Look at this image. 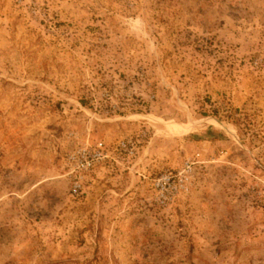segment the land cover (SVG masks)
<instances>
[{"label": "rangeland", "instance_id": "1", "mask_svg": "<svg viewBox=\"0 0 264 264\" xmlns=\"http://www.w3.org/2000/svg\"><path fill=\"white\" fill-rule=\"evenodd\" d=\"M0 264H264V0H0Z\"/></svg>", "mask_w": 264, "mask_h": 264}, {"label": "built area", "instance_id": "2", "mask_svg": "<svg viewBox=\"0 0 264 264\" xmlns=\"http://www.w3.org/2000/svg\"><path fill=\"white\" fill-rule=\"evenodd\" d=\"M120 147L125 149L126 145L121 143ZM106 158L105 146L101 142L96 143L91 148L85 147L67 155V176L71 180L72 195H77L82 189V174L90 171Z\"/></svg>", "mask_w": 264, "mask_h": 264}]
</instances>
